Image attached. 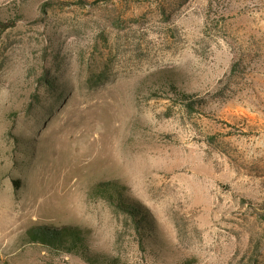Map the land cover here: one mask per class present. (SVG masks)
<instances>
[{"label":"rangeland","instance_id":"374dc122","mask_svg":"<svg viewBox=\"0 0 264 264\" xmlns=\"http://www.w3.org/2000/svg\"><path fill=\"white\" fill-rule=\"evenodd\" d=\"M84 3L0 0L21 17L0 30V264H86L27 240L43 226L124 264H264V0Z\"/></svg>","mask_w":264,"mask_h":264},{"label":"trees","instance_id":"16d2710c","mask_svg":"<svg viewBox=\"0 0 264 264\" xmlns=\"http://www.w3.org/2000/svg\"><path fill=\"white\" fill-rule=\"evenodd\" d=\"M87 1L79 0V3L85 4L84 2ZM2 16L0 9L1 32L15 27L21 18L18 16L7 21ZM171 88L189 112H196L198 108L204 107L203 100H199L196 96L179 90L175 85H172ZM58 92L60 91L58 90ZM96 192L117 214L124 216L126 222L131 223L135 231L142 237L147 232H152L154 219L151 212L144 204L131 199L124 185H120L114 181H104L97 184ZM25 236L30 242L41 243L50 248L77 255L86 264H124L120 259L91 253L87 245L85 231L77 226L61 228L35 227L30 229ZM146 236L149 235L147 234Z\"/></svg>","mask_w":264,"mask_h":264}]
</instances>
